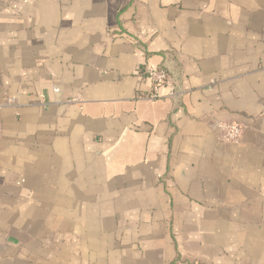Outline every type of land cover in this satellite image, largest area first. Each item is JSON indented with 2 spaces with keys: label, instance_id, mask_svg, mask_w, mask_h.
<instances>
[{
  "label": "crops",
  "instance_id": "obj_1",
  "mask_svg": "<svg viewBox=\"0 0 264 264\" xmlns=\"http://www.w3.org/2000/svg\"><path fill=\"white\" fill-rule=\"evenodd\" d=\"M0 264H264V0H0Z\"/></svg>",
  "mask_w": 264,
  "mask_h": 264
},
{
  "label": "built area",
  "instance_id": "obj_2",
  "mask_svg": "<svg viewBox=\"0 0 264 264\" xmlns=\"http://www.w3.org/2000/svg\"><path fill=\"white\" fill-rule=\"evenodd\" d=\"M144 74L149 79L151 84V93L149 94L150 98L158 97V90L161 86H166L169 89V95L174 94V84L172 77L165 69L147 65L145 67ZM219 126L226 141L237 143L240 140L242 129L238 123H221Z\"/></svg>",
  "mask_w": 264,
  "mask_h": 264
}]
</instances>
